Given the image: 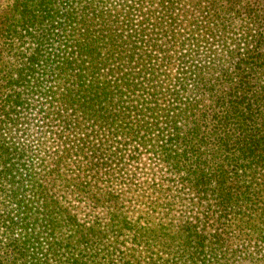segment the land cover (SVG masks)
Listing matches in <instances>:
<instances>
[{"label": "trees", "instance_id": "obj_1", "mask_svg": "<svg viewBox=\"0 0 264 264\" xmlns=\"http://www.w3.org/2000/svg\"><path fill=\"white\" fill-rule=\"evenodd\" d=\"M0 264H264V0H0Z\"/></svg>", "mask_w": 264, "mask_h": 264}]
</instances>
